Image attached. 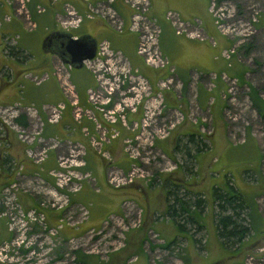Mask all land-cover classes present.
I'll return each mask as SVG.
<instances>
[{
  "label": "crops",
  "instance_id": "0c3cea01",
  "mask_svg": "<svg viewBox=\"0 0 264 264\" xmlns=\"http://www.w3.org/2000/svg\"><path fill=\"white\" fill-rule=\"evenodd\" d=\"M91 1L94 3L98 0ZM243 1L242 3H246L247 1L257 3L261 12L259 18H257L256 31L264 33V0ZM6 3L4 5L7 9V15H10L11 11H13L14 17L19 19L18 12L9 6L7 7ZM64 3L72 6L80 17H82L83 12L86 10V6L82 0H28L26 3V8H28L30 14L28 15V20L32 22L34 29L39 26L40 30L44 32L42 38L46 37L51 31H60L56 18L61 15L62 4ZM148 3L149 8L146 11V15L152 18L153 23L159 28L156 38L158 42L157 47L165 57L168 67H172L173 69L170 74L167 73V67L155 69L143 64L142 58L134 52L136 33L130 32L126 28L130 10L121 0H114L112 2L116 15L122 20V31L120 33L107 27L105 22L99 17H95L94 19L82 18L79 25L68 32L74 37L87 34L96 43L99 40H105L112 50L117 51L125 58L131 69H136V73L147 81L150 95L158 93L159 90L161 91L162 101L159 112H162V114L155 115L154 121L157 120L159 123L166 121L171 118L170 116L179 112L180 116L172 119L170 122H174L175 126H173L177 130L171 135L167 133L161 139L156 138L151 145L154 151L158 150L159 154L163 153L164 156L170 158L173 155V142L181 137L185 138L187 134L196 135L198 133L196 127L199 125L197 122H204L201 121V118L206 119L207 123L212 122L219 128L221 123L224 122V106L220 95L225 89V84L220 76L224 74L228 78H236V81H238L242 80L243 75L246 73L243 70L244 65L240 64L237 56H230L228 61L220 57L221 50L229 48L230 41L219 34L211 24V16L206 9L208 8L207 0H148ZM35 6H39L43 10L37 12L34 9ZM168 11L176 14L179 20L189 24L195 19L197 26L195 30L199 32L198 34L202 39L176 34L163 15ZM4 15V12L0 14V39L4 38L5 34L9 35L11 27L19 23L14 17L8 19L9 21L11 20L10 22L7 21L6 16L3 18ZM42 38L35 43V46L33 45L35 51L29 54L25 52L24 45L22 46L16 42L8 43L20 50L22 56H25H23V61L4 55L3 42L0 40V107L2 105H12L14 102L22 106L33 105L37 111V117L43 122L40 128V136L43 139L55 138L60 145L52 149L47 148L45 159L39 165L33 164L23 152L26 149L25 144L16 138L15 132L0 123V187L14 181L16 172L18 171L17 173L21 179H29L36 174L38 178H42L47 183L46 185L50 189H53V181L47 176L46 172L56 167L55 159L58 155L63 156L65 154V146L68 142L73 144L80 143L84 152L82 158L84 165L79 167L78 171L87 173L90 180L82 179L80 189L76 193L69 194L68 201L71 206H84L87 216L72 226L66 227L65 224L61 223L60 228H62L63 224V227L65 226L64 228L68 229V235L77 236V234L84 230L89 231L99 226L101 227L104 218L110 215L114 217L115 215L120 216L123 212L122 206L124 203H127L126 199L130 197L135 198L140 206L141 222L149 223L152 232L159 235L161 240L164 242L170 241V239L179 236L185 238L188 244L194 248L190 240L191 236L185 232L176 230L173 221L164 216L162 221L158 219L149 222L147 211L144 209V207H147V210L150 209L152 211L153 209L164 215L166 205L168 204L166 187H169L167 184L169 177L171 181L182 179L184 182L186 181V190L188 192L192 194L196 193V195L202 197V210L200 213L193 212L191 217L194 218L193 220L197 222L203 231L205 226L202 223V215L204 220L206 219L209 222L211 225L208 227L212 237L211 245H215L216 247L214 254L210 255L202 244L200 253H198L197 249L192 248L190 249L189 256L191 255L194 258V264L227 263L228 252L219 243L214 227L213 214L215 211L211 195L215 187L224 189L225 186L221 187L220 184H213L210 190V181L209 184L205 183L206 186H198L197 182L196 184L194 182L196 172L191 177L189 175L184 177L183 172L175 167L171 172H157L156 183H152L150 187L144 186L139 180L119 188L110 187L106 183V170L116 168L124 172L129 168L131 163L130 159L121 150V145L124 137H131L132 134L134 135L138 131L137 129H133V125L139 128L138 121L142 117V103L137 104L133 112L124 111V121L127 127L120 126L118 122L112 125L118 130V133L111 141L102 145V149L108 151L111 157L110 163H107L89 147L90 145L83 135V128L89 132L88 134H94L91 120L82 116L78 122H74L72 116H70L71 108L65 102L61 92H59V81L61 77H64L71 83L73 91L76 93V102L81 107H90L89 103L86 102V89L93 88L96 85L95 78L91 74L92 72L84 67L70 69V67L60 64L56 56L42 51L43 49L40 44ZM28 76L41 77V80L36 85ZM166 78L172 79L171 85L167 88L158 89L157 84L159 81ZM57 102L64 103V108L60 112L57 122L48 125L45 122L46 108ZM92 113L98 122L107 126L100 115L94 110H92ZM165 113H168V115ZM17 117L18 121L16 125L20 129L26 130L27 123L29 122L28 118L22 113H19ZM220 139L218 142H215L219 146L215 151H212L210 147L209 150L201 151L192 156L198 165H202L201 168L205 167L207 171L219 168L222 172L224 171V167L219 166L225 164L226 156L223 153H225V148L228 145L225 142H222L220 145ZM210 143L212 142L210 141ZM31 147H35V144H32ZM209 154L210 157H208ZM1 161L8 163L1 164ZM225 182L229 183V180L226 179ZM217 183H219V180ZM234 190L237 191V189ZM26 198L25 195L20 194L18 201L26 207L35 205L33 197ZM56 213H47L49 214L48 218L50 219L51 217L53 220ZM257 214L258 211L256 210L255 215L261 219ZM51 222L53 223L54 221ZM206 253L210 255L209 258ZM222 258L227 259L223 261ZM185 264H190V262Z\"/></svg>",
  "mask_w": 264,
  "mask_h": 264
},
{
  "label": "rangeland",
  "instance_id": "374dc122",
  "mask_svg": "<svg viewBox=\"0 0 264 264\" xmlns=\"http://www.w3.org/2000/svg\"><path fill=\"white\" fill-rule=\"evenodd\" d=\"M4 1L0 0V14L4 12L3 18L6 16L7 21L14 17L13 11H11L10 15H7V9L4 5L7 2V7L9 6L18 12L19 19L14 18L19 23H16L15 26L13 25L9 35L5 34L4 38L0 40L2 42H16L22 46L24 45L27 54L33 53L35 51L33 45L35 46V43L44 36V32L40 30L39 26L34 29L32 22H29L28 15L30 14L28 8H26L28 0ZM242 2L244 1L231 0L236 12L235 17L244 15V8L250 4L249 1L246 3ZM83 3L90 6L92 1L85 0ZM257 8L260 10L258 6ZM34 9L36 10V8ZM81 18H84L83 15ZM195 29H197L195 25L191 26V28L189 27L191 36L199 35V32ZM251 38V49L247 54L242 57L241 53H237L238 60L241 65H244L243 70L246 74L243 75L242 84L236 81L237 89L231 91L229 96L231 100L227 98L223 101L224 122L221 123L220 128L212 122L207 123L204 118H201V121L204 122H197L199 125H197L196 129L204 137L201 143L208 150L211 147L212 151H215L219 147L215 143L218 142L219 138H221L220 145L222 142L228 145L225 148V153H223L226 156L225 164L222 165L220 163L221 165L219 166L224 167V171L222 172L219 168L207 171V168H201L202 165H198L196 160H194L195 163L193 165L192 161L189 160L188 162L186 159L188 164L186 167H191L193 171H196L194 176L195 184L197 182L198 186H206L210 181L211 190L213 184H220L221 187H224L226 184L225 180L228 179L232 187L242 194L243 202L251 210L250 217L252 218L254 229H251L247 237L243 238V243L238 247L239 249L236 246L230 248H235L236 253L234 256H227L228 259L222 258L223 261L227 259L225 264H264V115L261 117L256 115L254 109L249 105V99L245 96L248 86H252L253 89H257V96L264 99V33H259L255 30ZM18 59L24 60L21 57H18ZM102 66V70H106V72L102 73V77L105 78L107 87L117 86V89L113 92L112 101L119 97L117 94L118 90L122 93L125 88L134 86L128 79L119 77L117 68L119 66L117 64L112 65L105 62L102 63ZM115 67L116 70L113 75L119 77L120 80L118 79V82L117 79L106 74L108 73L107 69L112 71ZM125 94L127 97L132 95V93ZM142 98L143 100L145 99L144 97ZM160 113L162 114V112ZM165 114L168 115V113ZM179 116V112H176L175 115L170 116L171 118L166 121H161L160 123L157 120L150 122L148 124L149 127L144 131L140 130V126L139 128H133L138 131L134 135L132 134L133 138L130 137L131 148L135 150V152L133 151L134 158L132 162L137 165L136 174L140 175L130 183L139 180L144 186L150 187L152 183H156L157 172H171L175 167H179L180 163L185 159L182 156L185 148L190 149L189 152H193L194 148L186 143V138L182 137L180 141L175 142V146L179 147L181 151L174 152L170 158L164 156L163 153L159 154L158 150L154 151L151 148L152 144L147 146L146 138H150L149 134L153 135L151 131L154 127L163 130L162 136L167 133L171 135L177 128L174 127V122H170ZM31 123L28 122V125ZM123 127H127L126 124ZM137 136L140 138L135 140ZM182 146L185 148H182ZM121 147H123V143ZM208 157H210V154ZM110 158L106 160L107 163H110ZM186 176L187 174L184 175V177ZM218 180L219 183H217ZM17 182L23 190H33L31 191L32 193L36 192L33 195L32 193L30 195L24 193L23 195L27 197L26 199H29L30 196L34 198L35 205L32 208L43 213L44 218L40 223L33 222L31 224L27 223V219L14 218L13 221H8L0 218V264H83L77 261L78 258L76 260V256L79 257L81 255H89L84 258L88 264L97 262L108 263L109 261H111L110 264H185L188 262L194 264V258L191 255L189 256L190 249L193 247L188 244L185 238L177 236L170 239V241L164 242L159 235L152 232L149 223L141 222V210L135 198H127V203L122 206V214L120 216L115 215V217L110 215L104 218L101 227L99 226L89 231L84 230L77 236L68 235V229L64 228L63 224L66 227L72 226L87 216L84 206L75 207L69 204L68 195L72 192H69L66 195V201H63L60 196L64 191L61 189H50L47 185H45L44 189H40L33 178H17ZM69 185L70 182L67 183L66 187ZM27 186L29 187L28 189ZM121 186H126V184L119 185L117 188ZM2 188L0 187V189ZM42 203L43 205L39 206ZM21 206L26 210L31 208V206L26 207L23 204ZM144 209L147 211L149 222L158 219L162 221V213L153 209L152 211L150 209L147 210V207H144ZM256 210L258 211L257 215L261 219L255 215ZM55 212L57 213L56 215L53 214L55 215L53 220L51 217L49 219V214L47 213L52 214ZM18 220L25 221V224L20 226ZM58 220L63 223L62 228H60V225H56ZM202 220L205 226L204 231L201 228L196 232L194 225L190 229V231L194 232L193 237L188 231L186 232L191 236L192 245L199 251L198 253H200V248L203 244L204 249L206 248L208 251L205 250L211 255L216 250L215 245H211L212 237L208 230L211 225L206 219L204 220L203 215ZM7 221L12 228L11 230L7 228ZM50 221L54 222L50 223ZM22 231L23 233H21ZM208 254L209 258L210 255ZM216 264L223 263L218 262Z\"/></svg>",
  "mask_w": 264,
  "mask_h": 264
},
{
  "label": "built area",
  "instance_id": "2783aa9c",
  "mask_svg": "<svg viewBox=\"0 0 264 264\" xmlns=\"http://www.w3.org/2000/svg\"><path fill=\"white\" fill-rule=\"evenodd\" d=\"M82 1L84 2L85 0ZM121 1L126 4L130 10L126 28L130 32L136 33V46L134 47V52L142 58L141 60L143 64L155 69L167 67V73L170 74L173 69L172 67H168L165 57L161 54L157 47L158 42L156 38L159 33V28L153 23V19L146 15V11L149 8L148 0ZM207 1L208 8L206 9L211 16L212 25L219 34L226 37L230 41L229 48L223 49L220 52L221 57L226 58L230 56L231 53H235L238 46L240 47L242 43L250 40L252 34L256 30L257 18L261 11L258 8V10L256 9L258 6L256 3L249 1V6L244 8L245 14L237 16V18L235 17L236 12L234 10V4L231 3V0ZM112 2L113 0H98L90 6L85 5L86 11L83 13V17L87 19L99 17L105 22L107 27L109 26L117 31V33H120L122 31V20L116 15V11L111 5ZM35 8L37 12H41L43 10V8L38 6H35ZM163 15L176 34H183L186 37L202 39L199 35L191 36L189 34V27L191 28L193 25L196 26L195 19L192 20L191 24H189L179 20L178 16L172 12L168 11ZM56 19L59 29L64 31H70L75 28L82 20L74 8L67 5V3L62 4V13ZM94 54L95 55L91 59L81 61V66L92 72V77L95 78L96 82V85L93 88L86 89V102L89 103L90 107H81L76 102V93L73 91L71 83L64 77L60 78L59 92L63 95L65 102L69 104L71 108L70 116H72L74 122H78L82 116L91 120L92 127H94V134H88L89 132L83 128V135L87 140V143L90 145L89 147L95 151L99 157L106 161L110 158V155L108 151L102 149V145L111 141L118 133V130L112 125L118 122L122 127L125 126L124 111L133 112L136 105L142 103V117L138 121V125L140 126V130H146L149 127L148 124L150 122H154L155 115L160 114L159 107L161 106L162 101L160 95L161 91L159 90L158 93L150 95V88H148L147 81L136 73V69H131L130 65H128L125 61V58L117 51L112 50L105 40L97 41ZM105 62L112 65L117 64L119 66L117 67L119 77L128 79L130 83L134 85L133 87L129 86L125 88V91H122V93L118 90L117 94L119 97L115 101H112V99L114 94L113 92L117 89V86L107 87V82L105 81V78L102 77V73H104V71L106 72V70H102V63ZM108 70L109 69H107L108 73L106 74L109 77L111 76L112 78L117 79L118 82L119 77L113 75L116 67L112 71ZM220 77L226 85L225 91L221 93L220 98L224 101L227 98L231 100V97H229L231 91L233 89L234 91L237 89L235 79H230L224 74ZM28 78L36 85L41 80V77L35 78L34 76H28ZM171 81L172 79L170 78L161 80L157 84V88H167L171 85ZM125 93H132V95L127 97ZM142 97L145 99L143 100ZM64 105V103L57 102L46 108L45 122L48 125L57 122ZM92 110L100 115L101 119L107 126H104L97 121L95 115L92 113ZM36 112L35 107L30 104L22 106L19 103L14 102L12 105H2V107H0V123L16 133V138L23 142L26 146V149L23 151L25 156L29 158L33 164L39 165L46 157V149L58 147L60 144L55 138L43 139L40 136V128L43 122L39 119V117H37ZM19 113H22L28 118L29 122H32L29 125L27 123L26 130L20 129L14 121L15 117H17ZM133 128H136V125H133ZM162 131L163 130L161 128L159 129L154 127L151 131L153 135L151 136V134H149L150 138H146V141L148 142L147 146L153 144V141L156 138L161 139L164 137L162 136ZM139 138L140 137L137 136L135 140H138ZM122 143L123 147L121 150L127 155L126 157L133 160L135 150L131 148L130 137H124ZM32 144H35V147H31ZM83 155V147L80 143L73 144L68 142L65 146V155H58L55 159L56 167L53 168V170H48V172H46L47 176H49V178L53 181L52 188L64 191V193L60 196L63 198V201H66V195H68L69 192L76 193L79 190L82 179L90 180L87 173L78 171V168L84 165L82 161ZM137 169V165H135L132 161L126 172L109 168L106 170L107 174H105L106 183L112 188L130 183L140 175L136 174ZM17 172L14 178L15 180L0 189V218L5 220L7 219L8 221H13L14 218L27 219V223L29 224L33 222L40 223L43 221L44 214L32 207L26 210L18 201L20 194L28 193V195H30L33 190L25 191L21 188V186H19L17 178L20 179L21 177ZM31 178L36 181L37 187L40 189L45 188L47 183L42 178H38L36 174L31 176ZM69 182L70 185L66 187ZM28 188L29 187L27 186V189ZM33 194H36V192L32 193V195ZM42 205L43 203L41 205L39 204V206ZM51 206H53V204H51ZM80 209L82 208L80 207ZM18 223L22 226L25 224V221L23 222V220H18ZM60 224L61 222L58 220L56 225L58 226ZM7 228L10 230L12 229L10 225H8ZM21 233H23V231Z\"/></svg>",
  "mask_w": 264,
  "mask_h": 264
},
{
  "label": "trees",
  "instance_id": "16d2710c",
  "mask_svg": "<svg viewBox=\"0 0 264 264\" xmlns=\"http://www.w3.org/2000/svg\"><path fill=\"white\" fill-rule=\"evenodd\" d=\"M2 46H3L4 55L6 56L8 55V57H14L16 59H18V57L24 59L20 50L16 48L14 45L12 44L9 45L7 42H3ZM250 47L251 44L249 40L248 42L242 43L240 47L238 46L235 53H231L230 56L233 57L238 56L237 53L239 52L243 57L251 49ZM230 56L226 58L223 57L222 58L228 61L230 59ZM234 79L236 83L237 79L236 78ZM238 81L240 84H242V80H238ZM256 91L257 89H253L252 86H248V91L245 93V96H247V98L249 99L250 101L249 105L252 109H254L256 115L261 117L264 115V99H261L259 96H257ZM18 117H16L15 122L18 121ZM185 138H186V143H188L191 147H193L194 150L191 153L189 152L190 149L188 148L186 149L184 146H182V148H185L183 150V155H182L183 158L185 159L180 163L178 168L180 169L181 172H183V175L187 174L189 175V177H191L193 174H195L196 171H193V168L191 167H186L188 165L186 161L188 160L189 162L190 160L193 162L192 164L194 165V159L192 156L198 154L201 151L208 150V148L203 146V143H201L204 137L199 133H197L196 135L187 134L185 135ZM178 140L180 141V139ZM175 142H173L172 144V148H173L172 153L174 152L176 153L178 150L181 151L179 147L175 146L176 145ZM131 161L132 160H130V162ZM2 162L3 161H1V164L8 163L6 161H4L3 163ZM185 182L182 179H180L179 181L178 180L171 181V178L169 177V181L167 182L169 187H166L167 189L166 197H168L167 199L168 204L166 205L165 208L166 210L164 215H162V218L166 216L168 219L173 221L176 230L185 233H187L186 231H188V233H190V235L192 234L193 237L194 232L190 231V229H192V226L194 227L195 225L194 230H196V232L201 227L197 224V222L193 220L194 218L191 217V215L193 212L200 213V211L202 210L201 207H202L203 199L201 196L196 195V193L192 194L191 192H188L186 190L187 184ZM8 184L9 183H6L5 185ZM5 185L2 187H5ZM211 195L213 198L212 205L215 209L214 210L215 212L213 214V219L215 223L214 226L215 231L218 237L217 239L219 243H221L222 247L225 250H227L228 255L234 256V254L236 253V249L234 248L235 249L234 250L230 248L232 246H236L237 248L240 247V245L243 243L242 242L243 238L247 237L251 229H254L253 226L254 224L252 218L250 217L251 210L245 205V202H243L244 200L242 198V194H240L238 191H235L232 185L229 183H226L224 189H220V187L219 188L215 187L212 190ZM201 248L200 250H202ZM88 256L89 255H81L79 257L76 256V260L78 258L77 261H79L80 263L88 264L84 259L87 258ZM110 263L111 261H109L108 263L97 262L94 264H110Z\"/></svg>",
  "mask_w": 264,
  "mask_h": 264
},
{
  "label": "water",
  "instance_id": "95a60500",
  "mask_svg": "<svg viewBox=\"0 0 264 264\" xmlns=\"http://www.w3.org/2000/svg\"><path fill=\"white\" fill-rule=\"evenodd\" d=\"M42 51L58 58L60 64L70 69H80L81 61L91 59L95 54L96 42L91 36L73 37L67 31H51L41 40Z\"/></svg>",
  "mask_w": 264,
  "mask_h": 264
}]
</instances>
